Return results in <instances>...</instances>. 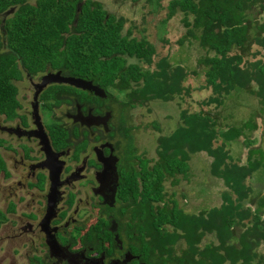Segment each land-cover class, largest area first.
Instances as JSON below:
<instances>
[{
  "label": "trees",
  "instance_id": "16d2710c",
  "mask_svg": "<svg viewBox=\"0 0 264 264\" xmlns=\"http://www.w3.org/2000/svg\"><path fill=\"white\" fill-rule=\"evenodd\" d=\"M144 1L151 5L157 0ZM177 12L182 15L183 38L192 37L204 50L196 62L200 70L171 64L166 56L159 57L152 69L142 70L128 62L134 58L150 64L153 45L131 36L130 28L122 32L124 18L107 11L98 0H0L4 16L0 18V114L4 118L16 115L14 81L22 71L33 75L44 69L87 79L103 90L106 99L119 98L114 93L119 91L127 107L189 94L191 87L184 80L189 72L201 71L205 79L199 87L211 90L199 101L201 106L220 105L224 95L247 90L264 107V61L258 60L255 67L251 62L239 65L249 45L264 50V0H167L165 19ZM65 91L99 102L94 95L66 84L52 83L44 93L58 103L62 100L58 94ZM215 114L202 108L180 109L173 130L156 136L152 165L142 161L140 166L143 195L151 194L152 202H166L163 208H152V246L164 264H184L183 260L189 264H264V253H256V247L264 243V146H251L250 134L255 129L251 119L222 125ZM152 126L157 130L156 122ZM234 141L247 147L244 164H237L225 148ZM198 152L211 157L209 173L226 189L220 194V204L187 213L172 194H166L164 182L171 179L175 185L179 177L187 179V159ZM260 169L263 176L256 181L262 186L256 192L247 180ZM167 202L171 207L166 210ZM164 223L170 224V230H160ZM141 229L148 233L145 227ZM206 234H212L215 242L198 247ZM180 239L186 248L177 256L174 245Z\"/></svg>",
  "mask_w": 264,
  "mask_h": 264
},
{
  "label": "flooded vegetation",
  "instance_id": "af4514ba",
  "mask_svg": "<svg viewBox=\"0 0 264 264\" xmlns=\"http://www.w3.org/2000/svg\"><path fill=\"white\" fill-rule=\"evenodd\" d=\"M57 71L80 78L60 69L22 71L14 81L16 115H2L0 230L6 232L0 236V264H164L152 246V208L166 202L143 195L140 166L142 161L151 166L152 157L139 149L137 127L125 118L135 104L127 107L123 96L113 101L68 82L45 81ZM18 81L26 84L22 97ZM52 83L83 90L99 102L65 91L56 103L44 93ZM56 167L52 184L49 171ZM168 229L167 223L160 228ZM13 252L22 261L17 263Z\"/></svg>",
  "mask_w": 264,
  "mask_h": 264
},
{
  "label": "rangeland",
  "instance_id": "374dc122",
  "mask_svg": "<svg viewBox=\"0 0 264 264\" xmlns=\"http://www.w3.org/2000/svg\"><path fill=\"white\" fill-rule=\"evenodd\" d=\"M29 1L32 2L33 0ZM98 1L103 4L107 11L112 12L115 16L124 18L125 22L122 32L130 28L131 36L137 39L143 38L151 46L153 45L154 53L151 55L150 64L134 58H128V62L137 63L142 70L152 69L153 63L159 57L166 56L171 64H184L187 68L200 70L196 62L199 56L204 53V50L197 45V41L192 37L183 38L185 28L181 22V13L177 12L170 19H165L167 0H157L151 5H148L144 0ZM258 18H261V15ZM182 39L183 42L180 44L179 41ZM189 41H191V44ZM248 48L244 50L240 66L251 62L255 67L258 60L264 61V50L254 44L249 45ZM204 79V74L201 71L197 75L189 72L183 83L185 86L191 87L189 94L175 96L168 101L149 99L146 103H137L134 107L129 108L127 112H124L127 124H134L137 127L136 139L139 144L138 147L140 150H144L147 157L156 158V136L167 135L173 130L179 122L178 114L180 109L196 111L202 108L209 110L212 113H216V120L222 125H239L251 119L255 123V129L250 134L253 141L251 146H264V107L261 106L259 99L247 90L246 92L240 90L243 93L224 95L223 102L220 105L211 103L209 106H201L199 101L206 99L211 93L209 87H199V85L204 83ZM16 84L19 89L18 97H22V95L26 94V84L24 81H18ZM251 85L254 87L253 83ZM118 97L121 98L122 94L118 95ZM112 107L115 109L117 105L113 104ZM2 121L3 117L0 115V122ZM153 122L157 123V130L152 126ZM217 143L218 141H214V145ZM225 148L237 164L245 163L247 147L241 144L240 141L230 142ZM210 161L211 157L204 152L190 154L187 159L189 166L187 179L178 176L179 181L175 185L170 184L171 179H167L164 182L166 194H172V198L176 199L178 205L187 213H197L199 210L209 209L210 206L218 205L221 202L220 194L226 187H224L220 179L210 175ZM259 176H263L261 169L254 171L247 180L253 188H256V192H259L262 186L256 181ZM12 179H15L14 175H12ZM2 182L3 180L0 177V183ZM252 192L254 193L253 190ZM1 195L0 206L3 207ZM5 232V229L3 231L0 230V236H3ZM180 240L174 245L177 256L181 254L179 252L186 245L183 240ZM210 241L215 242V238L212 234H206L203 236V241L197 246L202 247L204 243ZM1 249L2 251L5 250L4 247ZM256 253H264V243L256 247ZM14 255L18 257L17 254L14 253ZM16 259L17 263L22 261L20 257Z\"/></svg>",
  "mask_w": 264,
  "mask_h": 264
},
{
  "label": "water",
  "instance_id": "95a60500",
  "mask_svg": "<svg viewBox=\"0 0 264 264\" xmlns=\"http://www.w3.org/2000/svg\"><path fill=\"white\" fill-rule=\"evenodd\" d=\"M59 72H55L54 74L52 73H49L45 76V81L46 82H61V81H64V82H68L70 84H74L75 86H78V87H81V88H84V89H88V90H92L94 92V94L96 95H102L104 94L103 93V90L101 88H99L98 86L92 84L90 81L88 80H83V79H80V78H74V77H62V76H59ZM45 82V83H46ZM43 82V84H45ZM58 171H59V167H56L55 169H52L49 171V175H50V178H51V182L52 184H56V178L58 177Z\"/></svg>",
  "mask_w": 264,
  "mask_h": 264
}]
</instances>
